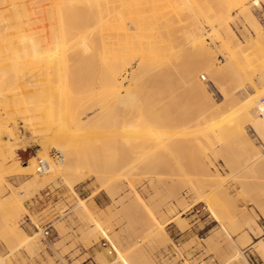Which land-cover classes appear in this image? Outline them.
<instances>
[{
  "label": "rangeland",
  "instance_id": "rangeland-1",
  "mask_svg": "<svg viewBox=\"0 0 264 264\" xmlns=\"http://www.w3.org/2000/svg\"><path fill=\"white\" fill-rule=\"evenodd\" d=\"M90 1L89 6L81 9L83 15L88 18V23L101 26L103 14L97 15L100 11L98 8L100 0ZM116 1L119 3L123 0ZM185 1H189V13H186L187 8L182 12L178 8L174 17L175 26L182 30L180 26L184 27L187 24H184L186 19L184 17L186 14L188 16L192 14L191 17L189 16L192 19L186 16L188 18L186 21L188 24L194 23L197 30L202 29L214 61L211 60L208 66L211 72L202 69L197 72L199 77L196 76L207 87L211 99H207L201 91L193 90L196 94L191 93L192 89L188 88L189 83L182 74L185 73L183 71L186 66V64L183 66V63L187 58L190 60L195 55L198 57V54L190 57L192 52L187 45L183 46L187 50L184 48L179 53L181 56L177 57L178 70L172 69L173 71H168L167 74L164 72L167 68H161L160 71L163 69L161 75L166 73L168 76L164 74L161 80L162 76H159L160 81L158 80L154 87L150 85L148 75L144 71L138 72L140 75L143 74L141 76L136 73L139 76L136 75V80H141L142 83L134 81L131 87L137 82L141 87L144 83L150 85L152 87L149 86L150 91L154 89L152 91L155 93L151 91L150 95L148 91L147 103L151 102L152 95L160 97H152L155 102L152 99L153 104L148 103L155 111L150 105L142 108L138 103L127 106L117 103L130 84L129 78L133 69L129 65L128 69L122 70L129 77L124 80L122 89L119 88L121 92L117 89L111 90L113 86L106 85V80L105 83L96 82L97 86L85 90L92 99L95 96L98 101L101 100V103L96 101L100 109L95 106L93 111L86 114L91 116L93 112L100 110L94 123L103 124L99 123L102 126L96 135L88 134L74 139H71L72 137L69 139L65 137L66 135L46 137L35 135L27 126V120H23L27 116L22 118L26 113L18 112L20 95L15 94L0 108V119H2L0 142L5 144L6 155L11 148L15 152L13 158L7 159V164L5 163L7 166L3 164V170L0 168L2 170L0 172V262L2 263L0 264H264V252L258 250L256 245L253 246L260 239L264 242V166L254 169L248 167L255 158L252 152L248 151L246 143L240 142L243 140L239 133L232 130L236 126L240 127L243 122L246 135L264 152V143L251 126L264 114V103H261L264 97V83L262 84L264 67L261 68L264 66L262 61L264 60V41H262L264 40V7L257 6L254 0L247 2L263 29L260 37L248 22V17L240 13V9L234 3L229 4L226 0H212L211 2L215 3L213 5L208 0V4L205 2L203 4L201 0H192L193 3L191 0H173L172 3L182 5ZM195 1L197 3H194ZM74 5L75 2L72 0H63L58 6L61 9H69ZM222 5H226V9ZM170 9L171 7L168 8ZM219 10L222 13L226 12L227 22L238 38L239 48L234 50L237 53L223 49L227 40V30L224 31L225 23L222 25L220 21L217 22L219 18L217 15H223ZM215 11L219 13L216 15ZM138 12L140 17L148 18L158 14L155 9L143 4L139 5ZM198 12L203 17L197 15L196 18L195 14ZM183 13L185 16L182 17ZM210 13L213 18L218 17L216 22L210 17ZM45 22L46 25L56 23L50 18H46ZM126 24L132 28L133 23ZM200 24L204 28H201ZM165 27V22L157 25L153 29L155 35L141 37L134 43H127L125 47H130L132 44L134 48H141L151 42L153 37L161 38ZM179 35L168 39L166 45L184 41L189 36L187 34L185 38L182 32L183 38ZM118 42L114 43L115 47L121 46ZM255 44L257 51H253ZM245 48L250 51H244ZM250 53L258 56L251 57ZM52 58L53 62L58 63L63 59V54L56 50L52 53ZM258 60L262 63L255 64ZM235 62L238 65H235ZM225 65L228 66L227 70L224 69ZM71 70L61 69L58 73L67 75ZM228 70L239 72L234 75ZM208 75L211 77L209 78ZM177 77L185 79L177 80ZM194 78L190 81L193 86ZM211 78L217 82V86H220L215 87ZM258 79L261 82H258ZM162 82L165 83L164 86ZM184 85L187 87L185 88ZM97 89L100 91L95 93ZM136 89L133 88L134 91ZM141 89L136 93L140 92L141 95L144 91V89L140 91ZM102 90L104 93L101 92ZM188 92L191 94L188 95ZM228 93L232 94L231 97ZM105 95H108L106 97L108 101ZM103 99L106 102L102 103ZM77 100L80 101L76 98L70 104L79 106L77 104L80 102ZM156 102L158 104H155ZM207 105L209 108H206ZM207 109H210V112ZM153 118L156 121H153ZM59 122L60 119L57 118L56 124ZM76 124L77 122L70 127ZM128 124H130L129 128H126ZM125 129H128L126 131L130 132L129 135L124 132ZM162 133L164 138L161 136ZM166 134L167 136L172 134L170 139L165 138ZM157 135L165 141L161 138L159 140L162 143L157 142ZM48 138L50 140H47ZM78 139H81V143L77 141ZM42 141L45 144L49 142V145L47 144L51 148L49 155L53 151L52 148L62 152V158L59 159H62V165L66 168L62 174L55 175L53 179L47 176L50 175L48 172L42 175L38 172L41 177L36 179L33 172L25 173L26 170H22L23 166H28L30 160L36 157L37 166L40 160H45L48 163L47 170L50 169L51 162L44 158L46 149L41 144ZM75 143H78L77 147ZM74 146L79 153L74 150L75 148L71 149ZM72 162L75 163L74 167ZM20 168L24 173L19 171ZM76 168L79 176H68L65 173L66 170ZM237 168H240V171H237L239 170ZM67 177L71 178L67 179ZM70 179L74 182L70 183ZM202 197L205 201H201L204 200ZM256 224L261 231L259 233ZM161 226L163 231L160 230ZM111 245L116 248L113 249ZM240 253L243 257L239 255Z\"/></svg>",
  "mask_w": 264,
  "mask_h": 264
},
{
  "label": "bare ground",
  "instance_id": "bare-ground-1",
  "mask_svg": "<svg viewBox=\"0 0 264 264\" xmlns=\"http://www.w3.org/2000/svg\"><path fill=\"white\" fill-rule=\"evenodd\" d=\"M72 1L75 2V5L72 8L61 9L58 5L60 3H62L63 0H0V108H2L5 104H7L13 98V96H15V94L20 95L21 99L19 101L18 112H21V113L25 112L27 114V115L26 114L22 115V118L24 116L25 117L27 116L28 119L23 118V120H27L26 121L28 124L27 126L30 127L32 133H34L35 135H38V136L42 135L45 137L50 136V135H52V136L53 135H60V136L64 135L65 136L66 135L65 137H67V138L69 137V139H70V137H72L71 139H74V137L77 138L80 136L85 137L88 134H95L96 135L100 131V127L102 126L101 124H103L101 122H99L101 124H99V123L95 124L94 123V121H95L94 119H96L95 117L100 112V110H99V112L98 111H96L95 113L93 112V114L91 116H86V114L93 111L95 109V106L98 109H100L99 108L100 106L98 107L97 105L99 104L98 102L101 103V100L98 101V98L96 99L95 96L92 95L94 97V99H96L95 104H94V99H92V97H90L86 93L85 90H87L88 88L92 89L97 84L96 82L105 83L107 81L106 85H109V87L110 86L116 87V88L112 87V89L110 88L111 90L116 91V89H117L119 92L120 91L119 88L122 89L124 80L128 79V77H129L128 75H125L122 72V70L126 69L128 65L131 66V69H133L131 76L129 78L130 84L128 87L125 88V93L123 95L121 94L122 98L120 99V97H119L120 102H117V103H122V105L124 104L126 106L127 105H136L138 103L142 108L147 107V105H150L148 103H152L153 101L155 102L154 98H160V97H156L155 95L154 96L152 95L151 99H150L151 102L148 101V103H147L146 97H147L148 91L150 92V95H151V91L154 90V89H151V91H150V87L151 86L154 87V84L158 83L161 79H163L164 74H166V73L168 74V71H173L172 69H177L176 68L177 63L179 62V61H177L178 60L177 57H178L179 53L182 50H184L185 47H183V46H187V45H188L187 47L192 52L190 57H192L194 54H198V57L195 55L190 60H188V58H187V61H185L184 63L182 62L183 66L186 64L185 70L183 71L185 73H182V74H184V76H186V79L189 83L188 88L192 89V90H190V91H192L191 93L196 94L195 91L193 92V90H196V92L201 91V92H203L202 94H204V96L207 99L212 98L209 96L210 94H208L207 87L205 86L204 83H202L203 81L201 82V80H198L199 78L197 79V76H198L197 72H200V70H202V69H206L208 71L209 70L208 66H209L210 61L211 60L214 61V60L212 58V53L209 51L208 44L206 43V40L203 36L202 29L197 30L198 28H196V25L194 23L188 24V22L186 21L188 19L187 17L190 16V15L188 16V14H186V13H189L188 10H190L189 9V1L188 2L185 1L182 5H173V3H172L173 0H123L119 3H117L118 1H116V0H100L98 3V8L100 9V11L97 13V15L103 14L104 19L102 21L101 26L96 25L95 23L94 24L88 23V21H89L88 18L85 15H83L84 12H82L81 9L89 6L91 3L90 0H72ZM211 1L212 0H210V1L208 0V2H211ZM226 1H229L228 2L229 4L234 3V5L240 9V13L245 14L248 17V19H249L248 22L250 24H252V26L254 27L253 29H255L254 31L256 32V34L258 36L262 37L261 35L263 34L262 33L263 29L259 26L257 16H255L252 13V9L247 5V2L249 0H226ZM201 2L202 3L205 2L208 4L207 0H201ZM254 2L257 6H263L264 7V0H254ZM192 3H193V1H192ZM194 3H197V2L195 1ZM141 4H143L144 6H146L148 8L155 9L156 12H158V14L154 15V17H152V18L140 17L138 9H139V5H141ZM213 4H215V3H212V5ZM190 6H192V5H190ZM223 6L226 9V5H222V7ZM167 7L168 8L171 7V9L168 10ZM178 8L181 9L180 12H182V10H185L187 8V10H186L187 12L186 13L184 12L187 17L185 16L184 13L182 14V17L185 16L184 19L186 18L184 21V24L185 23H187V24H185L184 27L182 25L180 26V28H182V30L180 29L181 31L179 29H177L178 26H175L176 21L174 19V17H176V15H177ZM225 9H223V10H225ZM192 10H194V9H192ZM219 12L222 13L220 10H219ZM219 12H216V15ZM199 13L200 12L195 14L196 18H198V16L203 17L202 15H199ZM225 13L226 12L224 11L222 13L223 14L222 16H220V14H218L217 16L219 18L216 16L215 17H216V19L218 18L217 22L220 21L219 23H221L222 25L225 23L224 26L226 28H224V31L227 30V37H226L227 40L225 42V45L223 46V49H225L226 51H230L232 53V50L234 51L238 47V41H237L238 38H236L235 33L232 32V30H231V28L227 22V15H225ZM170 15H172V16H170ZM180 16H181V13H180ZM191 16H192V14H191ZM210 17L213 18L214 16L211 14ZM46 18H50V19H52V21L55 20L56 23L51 24V25L50 24L46 25V22H45ZM190 19H192V18H190ZM213 19H215V18H213ZM216 19L214 20L215 22H216ZM173 20H174V22H173ZM163 21L166 23V27L163 30L161 38L153 37L154 39H152L151 42L149 41L145 46H143L141 48H134L132 46V44H130V47L129 46L125 47V45L127 43H129V42L134 43V41H136L137 39H139L141 37H145V36L147 37L149 35L150 36L155 35V33L153 32L154 27L157 25L163 24L164 23ZM196 22H197V19H196ZM126 23H133L132 28H129L128 26H126L127 25ZM177 23H180V22H177ZM222 25H221V27H222ZM200 26H201V28H204L201 24H200ZM218 26H219V24H218ZM252 26H251V28H252ZM221 29H223V28H221ZM178 30H179V32H178ZM181 32L185 38H186L185 35H187V34L189 35L188 39L184 40V41H187L186 43L184 41H177V42L172 43L168 46L166 45L165 42L168 39L174 38V35L175 36H178L179 34L181 35ZM183 32L187 33V34L184 35ZM215 34H218V33H215ZM225 36H226V33H225ZM181 37H182V35H181ZM259 39H261V38H259ZM257 40H258V38H257ZM116 41H119L118 43H121L120 47L114 46V43H116ZM262 41H264V40L262 39ZM254 43H255V41H254ZM251 48H252V46H251ZM254 48L255 49L253 51H255V50L257 51L256 44H255ZM56 50H59L60 53L63 54V59L58 63L52 61L53 60L52 53ZM185 50H187V49L185 48ZM246 50L250 51L249 49L245 48L244 51H246ZM234 52L237 53V51H234ZM255 53H257V52H255ZM243 54H244V52H243ZM250 54H252V53H250ZM250 54H248V55H250ZM253 54L251 57H253V56L257 57L258 56L257 54H256L257 56L253 55ZM232 55H234V53ZM239 55H241V54L239 53ZM260 55H262V54L260 53ZM179 56H181V55H179ZM187 57H189V56H187ZM194 57L195 58L197 57V59H194ZM237 57H239V56H237ZM259 58H262V57L259 56ZM134 61H135V64H134ZM245 61H246V58H245ZM249 61H253V60H249ZM259 61L260 60H258V62L255 64L262 63V61H264V60H262L261 62H259ZM175 62H176V64H175ZM236 64L237 63L235 62V65ZM227 65H225L226 68H224L226 70L228 67ZM260 65H262V64H260ZM165 67L167 68V70L164 71L166 73H164V74L162 73L163 74V76H162L160 72H162L163 69L161 71H160V69L165 68ZM263 67L264 66H262L261 68H263ZM179 68H181V66ZM61 69H70V70L73 69V70H71L67 75H65V74H59L58 73V71ZM242 69H244V67ZM253 69L254 68H252V70ZM255 69H256V67H255ZM230 70H231V68H230ZM230 70H228V71H230ZM233 70H235V68H233ZM139 71H141V73H142V71H144V73L148 75L150 85L152 84L151 86L146 84V83H144V85L146 84L145 87H144V85H142V87L139 85V82L142 83L141 80L140 81L136 80V78L139 74L138 73ZM213 71H214V69H213ZM213 71H212V73H214ZM219 71L221 72V70H219ZM210 72H207V73L210 74ZM236 72H239V71H236ZM243 72H244V70H243ZM254 72H255V70H254ZM136 73H138V74H136ZM212 73H211V75H212ZM217 73H215V74H217ZM231 73H233L235 75L234 72H231ZM248 73L251 75L250 72H248ZM241 74L244 75L243 73H241ZM245 74H246V71H245ZM249 74H247V75L249 76ZM259 74H262V73H259ZM263 74H262V76H263ZM100 75H102V76H100ZM141 75H143V74H141ZM99 76L102 80L103 79L104 80L101 81V79L98 78ZM103 76H104V78H103ZM159 76L160 77L162 76V78H160V80H159ZM176 76H178V75H176ZM208 76H209V78L211 77L210 75H208ZM193 77H195L194 78L195 79L194 86L191 85V83H190V81ZM203 77L206 78V76H203ZM239 77H240V75H239ZM181 78H183V77H181ZM181 78L177 77V80L181 79ZM255 78H256V76H255ZM262 78L264 80V77H262ZM183 79H185V78H183ZM238 79H240V78H238ZM243 79H245V78H243ZM210 80H212V78ZM134 81L135 82L139 81V82L135 83V85L133 87H131L132 82H134ZM216 81H217V79H216ZM259 81L261 82V80L258 79V82ZM212 83L215 87L220 86V85L217 86L218 85L217 82H215L213 80H212ZM240 83L242 84V82H240ZM240 83L238 84L239 86H240ZM263 83H264V81L262 82V84ZM161 84H163V86H164L165 83L162 82ZM118 86H120V87H118ZM146 86H148V87H146ZM173 86H171V87H173ZM244 86H245V84H244ZM106 87L108 88V86H106ZM184 87H185V85H184ZM133 88H134V90H135V88H137L136 91L138 89L143 88L144 91H146L145 96H144V91L142 92L141 95H139L140 92L137 94L136 91L133 90ZM156 88L158 89L159 87H156ZM143 89H141L140 91H142ZM162 89H164V88H162ZM97 90L95 91V93L96 92L98 93L100 91V90H98V91ZM106 90H108V89H106ZM111 90L109 92H111ZM183 90H184V88H183ZM83 91H85L86 94H84ZM101 92L104 93L103 90ZM153 93H155V92H153ZM191 93L188 92V95ZM89 94H92V92H89ZM156 94H158V93H156ZM199 95H201V93ZM228 95H230V94L228 93ZM231 95H230V97H231ZM102 96H101V98H102ZM107 96L108 95H105V98ZM118 96H120V95L118 94ZM174 96H175V94H174ZM192 96H193V94H192ZM96 97H98L97 94H96ZM152 97H154V98H152ZM230 97H228V99ZM76 98L80 99V101L77 100L78 102H80L79 104H77L79 106H76V104H75V106L70 104V102ZM103 98H104V96H103ZM148 99H149V97H148ZM152 99H153V101H152ZM169 99H167V100H169ZM106 100L108 101V98H106ZM106 100L104 101V99H103L102 103L106 102ZM117 100L118 99H116V101ZM165 100H164V102H165ZM174 100H176V99H174ZM77 101H76V103H78ZM96 101H98L97 104H96ZM156 101H157V99H156ZM210 102L215 103L213 100ZM155 104H158V103L156 102ZM174 104H175V102H174ZM225 104H226V100H225ZM151 106L152 105H150V108L152 109ZM207 106H206V108H209V106L208 107ZM236 106H237V104H236ZM135 108L137 110V106H135ZM155 108L157 109V107H155ZM213 108H215V107H213ZM181 109H182V107H181ZM152 110H154V107ZM189 110H191V109H189ZM207 110H208V112H210L209 111L210 109H207ZM244 110H246V109L244 108ZM241 112H242V110H241ZM153 113H156V112H153ZM243 113H245V112H243ZM127 114H128V112H127ZM239 114H241V113H239ZM55 116H57V118L60 119L59 124H56L57 118H55ZM241 116H244V115H241ZM229 118H231V117L229 116ZM248 118H249V115H248ZM102 119H100V120H102ZM1 120L2 119H0V123H1ZM78 121H80V122H78ZM153 121H156V120L154 119ZM236 121H238V120H236ZM75 122H77L76 126H73L71 128L70 126ZM166 122H167V120H166ZM3 123L4 122H2V125H3ZM24 123H25V121H24ZM157 123H159V122H157ZM182 123H184V122H182ZM241 123H242V125H240V127L236 126L232 130L237 131L239 133V136L243 140L240 142L246 143L245 145H247L246 147H247L248 151H251L252 152L251 154L255 158V160L250 162L248 167L250 169H254V168L260 167L262 165L264 166V152L254 143V141L250 140L248 135H246L244 128H243V122H241ZM247 123H248V121H247ZM129 125L130 124H128L126 128H129ZM251 126L254 129V131L256 132V135L258 136V138L264 143V114L261 116V119H259V121L252 123ZM4 129H5V127H4ZM2 130H3V127H2ZM126 130H128V129H125L124 132H127V135H129L130 132H128ZM167 133L169 134L170 132H167ZM172 133H173V131H172ZM171 135L172 134H170V136ZM161 136H163V133ZM170 136L169 135L167 136V134H166L165 138L169 137L168 139H170ZM156 138H157V142L160 141V143H162L161 140H159L162 137L160 138L157 135ZM163 138H164V136H163ZM41 139H39V140L41 141ZM47 140H50V139L48 138ZM80 140L78 139L77 141H79L81 143ZM86 140H87V138H86ZM86 140H84V142H86ZM43 141L41 144L46 149L45 153H44V155L46 157H44V158L48 159L51 162V165L49 167L50 169L45 171V170H43V168H39V166H37V164H36V160H37V157H36V159L32 158L30 160V163L28 166L27 165L23 166L24 169H22V170L23 171L26 170L25 173H28V172L32 173L33 172L36 179L41 177L40 174L42 175V173L48 172L50 175H47V176H51L53 179V177L55 175H58L60 173L62 174L63 170H65L64 168H66V167H63V165H62V159H61L62 158L61 157L62 152L52 148L53 151L49 155L48 153L51 151V148L49 146H47V144L49 145V142L47 141L48 143L45 144V142H43ZM67 143H68V140H67ZM70 144H71V142H70ZM76 144L78 145V143H75V145ZM77 145H76V147H77ZM76 147L74 146L71 149L73 150V148H75L74 150L77 151ZM5 149H6L5 144L1 141L0 142V156L2 158V161H1L2 163L0 162V168L2 170H3L2 166H4L3 164H5L7 162V159H9L10 157L13 158V154L15 153L13 151V149L11 148V151L9 152V154L6 155ZM68 149H70V148L68 147ZM71 149H70V151H71ZM65 151H67V150H65ZM72 152L74 153V151H72ZM77 153H79V152L77 151ZM72 156H73V154H72ZM59 157H61V158L59 159ZM52 159H54V160H52ZM53 161H55V162H53ZM74 165H75V163H73V167H74ZM16 166H14V167H16ZM5 167H4V169H5ZM68 169H69V167H68ZM237 169H239L237 171H240V168H237ZM2 170H0V172ZM19 171L21 173L23 172V171H21V168L19 169ZM38 172H41V173L38 174ZM82 172H83V168H82ZM65 173L68 176L69 175L70 176H76V175L79 176L77 168L75 170H66ZM83 174H85V171ZM44 175H46V174H43V176ZM86 176L88 177L89 175L87 174ZM68 178H71V177H67V179ZM76 178H78V177H76ZM64 180H66V178H64ZM70 180H71V182L69 181L70 183L74 182L72 179H70ZM76 180H78V179H76ZM67 182H68V180H67ZM79 182L80 181H77V183H79ZM54 184H56V183H54ZM71 186L75 187V185H71ZM3 187L1 188L2 192L4 191ZM202 198L204 199V197H202ZM201 201H205V199L201 200ZM211 211L212 210L210 209V212ZM257 225L258 224H256L255 226H257ZM160 230L163 231L162 226H161ZM257 230H258L257 233L261 232L259 229V226H257ZM106 236L109 238L108 235H106ZM23 237H24V235H23ZM34 237L35 236H33V238ZM23 240L25 241L26 239L24 238ZM32 241H33V239H32ZM30 242H31V239H30ZM255 245L257 246L258 250L264 252V242L262 239L255 242L253 244V246H255ZM114 248H116V247L114 246ZM241 253L239 254L240 256H242ZM0 263H2V262H0Z\"/></svg>",
  "mask_w": 264,
  "mask_h": 264
},
{
  "label": "built area",
  "instance_id": "built-area-1",
  "mask_svg": "<svg viewBox=\"0 0 264 264\" xmlns=\"http://www.w3.org/2000/svg\"><path fill=\"white\" fill-rule=\"evenodd\" d=\"M261 103H264V97H262L261 99ZM39 168H43V170H47L48 169V163L45 160H40V164H39ZM42 172V171H41ZM40 172V173H41ZM112 246V245H111ZM112 248L114 249V247L112 246Z\"/></svg>",
  "mask_w": 264,
  "mask_h": 264
}]
</instances>
